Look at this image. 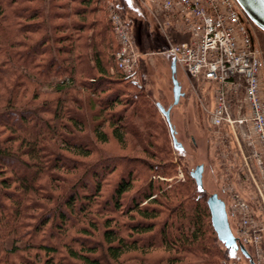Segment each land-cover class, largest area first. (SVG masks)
Masks as SVG:
<instances>
[{
  "label": "trees",
  "instance_id": "16d2710c",
  "mask_svg": "<svg viewBox=\"0 0 264 264\" xmlns=\"http://www.w3.org/2000/svg\"><path fill=\"white\" fill-rule=\"evenodd\" d=\"M101 5L0 0V264H36L39 252L40 264H113L138 250L142 256L132 259L144 264L154 245L166 255L153 264H218L233 251L216 236L206 191L180 156L174 163L164 131L156 132L162 101L146 87L141 61L139 81L117 68ZM110 139L117 152L106 149ZM72 157L79 163L68 164ZM177 166L184 179L170 180ZM58 170L72 172L67 190ZM114 172L118 179L104 193ZM141 177L144 185L122 210ZM121 211L130 212L125 221ZM28 219L37 220L26 244Z\"/></svg>",
  "mask_w": 264,
  "mask_h": 264
},
{
  "label": "rangeland",
  "instance_id": "374dc122",
  "mask_svg": "<svg viewBox=\"0 0 264 264\" xmlns=\"http://www.w3.org/2000/svg\"><path fill=\"white\" fill-rule=\"evenodd\" d=\"M57 1L61 2V0ZM125 2H128V10L121 4V11L123 16L131 23L133 43L139 52L138 59L141 61L145 70L146 87L151 90L153 99L155 101H162L161 104L166 108L172 104L173 100L170 79L171 55L167 51L169 42L187 40L188 35L187 33L181 34L174 29H167L164 33H161L156 25H154L149 11L140 0H125ZM134 3L145 11L150 21L148 25L146 22L140 20H135L134 23L131 21L132 16L129 13V9ZM101 6L103 9L102 15L104 14L106 18L104 7L103 5ZM96 14L100 16L99 11ZM255 31L256 43L261 51L264 62V31L257 26H255ZM175 76L180 82L181 91L184 94L180 96L177 104H172L170 121L174 129L175 137L183 148L178 149L172 146L166 121L159 111L160 116L158 117L157 115L156 119L159 120L157 124H160V128L158 127L156 132L160 134V129L164 131L163 135H160L163 136V139H166L167 145L171 150L172 159L176 165L179 162L177 160L178 156L181 157L182 162L187 166L189 173L197 164H203V189L206 191L207 196L215 192L225 201L230 215H228L229 225L233 229V232L240 234L241 237L245 236L248 238L247 231H245L246 226L253 230L255 228L258 231L257 236L255 235L252 239V244H248V247L250 246L256 264H264V149L257 141L247 139L249 131L246 125L234 126V129L232 127H215L210 125L207 117V110L212 106L210 87L205 83L189 79L177 64ZM139 80L140 77L133 81ZM262 94L264 98V68ZM7 120L11 121V119ZM3 133L6 135L8 131L4 129ZM130 144L131 142L128 145ZM105 147L111 150L110 152H117L119 150L115 141L112 139H110ZM180 150L183 151L180 152ZM255 153L260 154V157L257 158ZM141 159L146 161V158ZM69 160L70 162L68 164L70 165H76L80 161L78 157H72ZM149 161L155 163L153 160ZM12 166L18 172L23 171V168L17 165V163L13 162ZM79 171L81 172V168ZM68 172L61 170L55 171V175L61 178L59 181L60 185L66 186V190L70 185V179L66 180L65 177L67 174L72 173L71 171ZM175 174L170 180L174 178L177 180L184 179V174L180 166H177ZM106 177L107 181L104 185V193L109 194L115 181L118 179V175L114 172ZM144 183L145 179L143 177L134 182V187L126 192L122 210L127 208V197L135 193L137 191L136 188L143 186ZM238 198L240 199L237 201L239 205L234 202ZM229 204L233 207L234 213L231 212V206L229 207ZM44 205L46 206V201H44ZM129 213L127 212L123 215L121 211V219L124 221L128 219ZM39 214L40 211L33 213V215ZM36 218L38 219L39 216H36ZM96 218H98V221H102L104 218L106 219L105 216H101L100 218L97 216ZM36 220L28 219L29 226L25 229V233H27L25 236L26 244L31 243L28 239L35 233L34 224ZM40 233L41 231L37 232V234ZM72 234H74L73 236L82 237L74 229L71 230ZM93 234L99 239V231H95ZM87 238L90 241L93 240L89 236H86ZM51 240H55V238H51ZM31 249L33 253L34 250L33 248ZM145 252L146 262L144 264H153V261L157 257L166 255L163 248L156 245L148 248ZM39 253L42 256L41 258H37L34 255L31 258L34 262L37 261L36 264L42 263L45 259L43 253ZM141 254L143 253L139 250L137 252L126 253L119 261H115L113 264H140V261L132 258H139V256H142ZM38 260L40 263H38ZM223 261L231 264H249L248 259L240 252L230 253L227 257L219 259L218 264H222Z\"/></svg>",
  "mask_w": 264,
  "mask_h": 264
},
{
  "label": "built area",
  "instance_id": "2783aa9c",
  "mask_svg": "<svg viewBox=\"0 0 264 264\" xmlns=\"http://www.w3.org/2000/svg\"><path fill=\"white\" fill-rule=\"evenodd\" d=\"M140 1L161 33L169 28L187 33V40L169 42L167 51L189 79L210 87L209 124L233 129L246 125L247 139L257 141L264 149V62L256 43L255 24L237 1ZM102 5L117 42L116 66L131 80H137L139 52L133 43L131 24L123 16L119 0H102ZM238 200L234 202L239 205ZM231 212L234 213L232 206ZM245 231L248 238L235 234L244 244H252L258 231L248 226ZM222 264L231 263L223 261Z\"/></svg>",
  "mask_w": 264,
  "mask_h": 264
},
{
  "label": "water",
  "instance_id": "95a60500",
  "mask_svg": "<svg viewBox=\"0 0 264 264\" xmlns=\"http://www.w3.org/2000/svg\"><path fill=\"white\" fill-rule=\"evenodd\" d=\"M240 5L245 14L259 29L264 31V0H236ZM176 72V61L172 57L170 61V77L172 84V104H177L180 96L184 93L181 91V84L175 76ZM172 104L168 107H164L160 102H156L158 110L163 115L166 124L169 128V134L174 147L182 149L183 146L176 139L174 129L170 121V109ZM202 171L203 164H197L191 171L190 176L194 179L198 188H203L202 183ZM206 203L210 212V220L212 227L216 233L218 240L224 245L225 248L232 251H240V253L246 257L249 264H253L252 257L247 251L245 246L240 243L237 238L233 235L231 227L229 225L225 203L217 193L213 192L206 198Z\"/></svg>",
  "mask_w": 264,
  "mask_h": 264
},
{
  "label": "crops",
  "instance_id": "0c3cea01",
  "mask_svg": "<svg viewBox=\"0 0 264 264\" xmlns=\"http://www.w3.org/2000/svg\"><path fill=\"white\" fill-rule=\"evenodd\" d=\"M122 5L123 7H125V9L128 10V2H125V0H122ZM129 13L131 14L132 18L131 21L134 23L135 20H140L142 22H146L147 25L149 24V19L145 13V11L140 8L139 6L136 5V3L133 4V6H131V8L129 9ZM137 22V21H136ZM135 22V23H136ZM154 23V22H153ZM131 24V23H130ZM155 25V24H154ZM170 29V28H169ZM170 54V53H169ZM171 55V54H170ZM171 59H172V55H171ZM171 79V77H170ZM172 89V88H171Z\"/></svg>",
  "mask_w": 264,
  "mask_h": 264
},
{
  "label": "flooded vegetation",
  "instance_id": "af4514ba",
  "mask_svg": "<svg viewBox=\"0 0 264 264\" xmlns=\"http://www.w3.org/2000/svg\"><path fill=\"white\" fill-rule=\"evenodd\" d=\"M249 251H250V253H251V255H252V252H251V250H250V246H249ZM252 259H253V264H256V262H255V260H254V257H253Z\"/></svg>",
  "mask_w": 264,
  "mask_h": 264
}]
</instances>
